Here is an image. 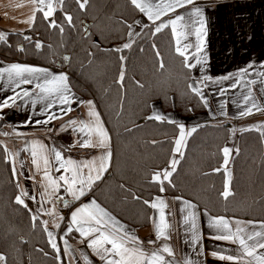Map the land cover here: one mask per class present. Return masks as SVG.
Wrapping results in <instances>:
<instances>
[{
  "label": "trees",
  "instance_id": "1",
  "mask_svg": "<svg viewBox=\"0 0 264 264\" xmlns=\"http://www.w3.org/2000/svg\"><path fill=\"white\" fill-rule=\"evenodd\" d=\"M79 2L63 0L54 14L56 28L39 12L29 38L16 33L0 41V56L65 71L79 95L98 103L113 137V162L92 197L135 228L151 222L152 208L143 201L164 193L188 199L213 216L264 223V132L259 130L239 134L227 198L222 195L227 182L223 149L230 124L192 126L196 131L186 139L171 183L165 181L160 191L153 176L171 170L180 133L178 124L148 117L157 108L191 117L206 107L189 88L191 73L170 30L156 33L149 25L131 48L116 51L127 43L139 10L130 0H88L84 9ZM12 169L0 143V254L6 264H60L42 222L32 219L28 206L16 203L20 190Z\"/></svg>",
  "mask_w": 264,
  "mask_h": 264
},
{
  "label": "crops",
  "instance_id": "2",
  "mask_svg": "<svg viewBox=\"0 0 264 264\" xmlns=\"http://www.w3.org/2000/svg\"><path fill=\"white\" fill-rule=\"evenodd\" d=\"M45 2L47 3L48 0H45ZM53 2L57 10L61 7L63 0L62 2L61 0H53ZM151 2L156 4L160 3V0H151ZM171 2H174V0H164V3ZM39 7L41 6L34 4L33 0H0V32H30L40 12L37 10ZM195 8L201 10V16L198 17L194 14ZM177 15L185 18L182 21L184 27L178 28L177 31L184 33L181 37V46H189L186 52V55L190 57L188 62L195 64L197 57L202 61L200 64H196L195 67L189 68L191 73L190 85L202 90L204 99L201 100L203 103L204 100L207 101L206 104L204 103L206 110L204 113L191 117H182L176 112L164 113L159 110L160 108H157L154 114L167 117L169 121H173L170 123L183 125L186 133L190 132L192 126L230 124L229 138L225 145V147L232 150L229 157L228 171L226 172V180L228 181L229 172L231 174L230 180L232 177L231 167L238 149L240 132L245 128L264 132V111L253 109V114L240 116L241 111L251 107V101L245 105V96L251 95L257 105L264 108V76L259 75V73L264 72V0H194V4L178 8L174 12L170 11L155 22L148 20L147 16L140 12V17L131 25L129 31L131 35L128 36L127 43L132 44L145 27L152 25L156 28L157 25L166 24L175 19ZM32 16H35L34 23H26L25 21ZM200 19L204 21L205 34H202L203 49L197 53L196 47L201 40L195 33L199 27L197 21ZM51 20L54 21V15ZM165 29L171 31L176 49V35L172 31L171 25L162 28L161 31ZM12 64L39 67L47 69L51 75L66 74L68 77V73L65 71L30 63L7 62L0 56V68H7ZM249 65H253V67L249 68L246 75H236L241 69ZM223 76H232L233 79L221 80L220 78ZM206 77L212 79L205 80ZM200 81L204 82L200 83ZM37 82H43V77L40 81L34 80L31 85H22L14 92L15 84H9L6 74L5 79L0 81V101L8 96L15 95L16 92L22 94L24 89L32 93L29 97L17 98L15 105L0 110V143L4 145L8 155L11 154L14 160V165L12 160L11 163L12 168L15 166L16 169L14 175L19 185L20 195L22 192L28 193L27 196L21 198L24 199L33 216L38 218L43 225L44 221L48 222L46 232H53L61 249L60 253L57 254L60 264L61 261H63V264H87L84 259L85 256L92 261V264H104L94 250L87 247V241L90 238L80 236L75 231V226H73L71 233L67 232V228L72 226L71 213L83 205L95 201L96 204L104 208L92 197L91 191L111 170L113 162L111 131L98 103L93 99L79 95L72 88L69 77L68 84L74 96L70 106L72 110L67 114H64L61 109L67 108L68 105L59 104L57 95L50 96L40 92L39 89L35 88ZM237 82L238 86L233 87V84ZM221 91H223V95ZM89 101L94 105V111L99 114L98 119L108 134L109 146L107 149L80 147L77 142L87 140L89 137L69 125L71 120L85 123L94 120L93 117L89 116L87 103ZM52 113L61 118L52 120L48 124L36 123V121L47 120ZM21 133L23 135H19ZM9 135L15 137L13 147L5 139ZM2 136L3 139H1ZM187 137L188 135H186L184 146ZM91 139L93 142L96 141L94 135ZM33 143H41L46 146L44 154L50 160L48 171L53 179H58L61 175L69 177L72 175L71 172L60 168L59 162L54 159L53 149L60 151L65 159H72L78 163L96 159L97 166H99L98 158L105 155L106 151L111 152V158L107 161V170L101 173V179L85 188V194L77 200L66 191L63 182H61V186L56 192H52V189L47 186L48 182L44 179L43 161L41 160L39 171L32 163L31 145ZM73 145L75 146L73 147ZM184 146L180 153L175 152L173 159H176L177 163ZM82 172L84 176H87L89 170L83 169ZM92 175L95 176V171L92 172ZM30 197H35V199H30ZM159 197L168 204L165 214L170 228L168 230L169 239H161L156 244H149L148 241L156 239L155 225L159 222L157 209L152 208L151 222L144 228H135L104 209L119 222V225L123 226L124 231L128 232L129 235H135L144 242L145 251L150 253L157 248L162 249L164 245L171 247L174 256L169 257L167 253H162L171 264H187L188 261H191L192 264H234V261L220 260L212 256V252H216L218 256L232 255L239 257L241 255L238 244L213 239L216 235L224 234L221 229L210 226L222 216H213L185 198L170 196L165 193L159 195ZM185 202L195 207L187 208ZM50 211L53 215L47 214ZM189 212L195 213V228L192 227L191 222L188 224L184 222L185 216ZM222 218L227 219L232 224L233 231H235L236 221L242 222L240 226L245 229V233L264 231V228L260 227L261 222ZM57 224H59L58 228L56 227ZM65 240H67V245L64 244ZM82 241L84 242L82 243ZM65 248L68 251H65ZM247 259L249 258H245V261ZM242 264H245V262H242Z\"/></svg>",
  "mask_w": 264,
  "mask_h": 264
},
{
  "label": "snow or ice",
  "instance_id": "3",
  "mask_svg": "<svg viewBox=\"0 0 264 264\" xmlns=\"http://www.w3.org/2000/svg\"><path fill=\"white\" fill-rule=\"evenodd\" d=\"M62 2V0H61ZM34 4H39L37 10L43 13V17L49 21L51 27L56 28L59 27L55 21L51 20L53 17L56 8L54 6L53 0H48L46 3L45 0H33ZM88 0H82L79 2V7L84 9ZM131 4L135 6L141 13L145 14L148 20L155 22L159 20L162 15H166L168 12H174L178 8H183L186 5L194 4V0H174L171 3H164V0H160V3H152L151 0H131ZM47 9V10H45ZM194 14L196 16H201V10L199 8H195ZM184 16L177 15L175 19L170 20L166 24L157 25L155 28V32L159 33L162 28H167L171 25L173 33L176 35V52L185 58V67L193 68L196 64H200L202 61L199 57L196 58V63L188 62L190 57L186 55L188 45L181 46V37L184 33L177 31L178 28L184 27L182 21H184ZM35 16L30 17L26 23H34ZM66 20L68 23H71L72 17L70 15L66 16ZM199 27L196 29V36L200 38L201 42L197 45L196 51L199 53L203 49V39L202 34H205V27L203 19L197 21ZM131 27V25H129ZM63 31V28H60ZM131 35V33H129ZM7 35L5 33L0 32V41H6ZM38 48L41 45L38 43L36 45ZM131 43H126L123 45L122 49H116V51H122L123 49L131 48ZM159 53H157L158 55ZM67 60L68 57H65ZM121 60L124 59L123 56L120 57ZM160 67H163V62H161ZM253 67V65H249L248 67L241 69L240 72L236 75L244 76L248 73L249 68ZM5 74L7 76V81L9 84L14 83L15 89L21 88L22 85H31L33 81H40L43 77V82H37L35 84V88L39 89L40 92L48 94V95H57L58 102L61 105H68L67 108H62L61 111L64 114L70 112L71 104L73 102L74 94L71 91V88L68 84V77L66 74L59 75H51L47 69L21 65V64H12L7 68H0V81L5 79ZM39 74V75H37ZM259 75L264 76V72L259 73ZM51 77L50 79L48 77ZM124 79L123 73H121L119 77V81L122 82ZM205 80H211V77L204 78ZM221 80H229L233 79L232 76H223L220 78ZM204 81H200L203 83ZM238 82L233 84V87H237ZM189 88L192 93L197 96L203 98V92L200 88L195 87L193 85H189ZM223 95V91H221ZM32 93L27 89L20 92H16L13 96H8L3 101H0V110L3 108L10 107L15 105L17 98L29 97ZM251 101V107H247L244 111H241L240 116H247L253 114V109L256 111H264V108H260L255 100L252 99L251 95L245 96L244 103L247 105ZM89 107V116L93 117L94 120L92 122L85 123L83 121H69V125L74 127L75 130L85 133L89 139L84 141H78L80 147L83 148H104L107 149L109 146V137L106 130L102 127L101 122L98 117L99 114L94 111V105L91 101L87 102ZM206 104L207 101L204 100ZM61 117L52 113L48 116L47 120L44 121H36L37 124L43 123L48 124L52 120L60 119ZM149 119H153L161 122H173L169 121L167 117L154 114L153 116L148 117ZM64 127V126H62ZM179 127V138L175 141V152L180 153L182 147L184 146V141L186 135H190L191 132H195L196 128H192L190 132L186 133L183 125H178ZM7 135V133H5ZM19 135H23L22 133ZM96 137V141L93 142L91 137ZM75 145H73L74 147ZM46 146L41 143H33L31 145V155L33 157L32 163L35 165L36 169L39 171L41 169V160L44 165V179L48 182L47 186L52 189V192H56L60 186L61 182L66 186V191L71 194L74 199H79L81 196L85 194V188L90 187L95 181L101 179V173L107 170V161L111 158V152L106 151L105 155L99 157V166H97V160L93 159L89 162H76L72 159H65L60 151L54 152V159L59 162L60 168L65 171L71 172L72 175L66 176L61 175L58 179H53L48 171V165L50 164V160L47 155L44 154ZM231 149L225 147L223 149L224 156V170L228 171V163L229 157L231 154ZM9 159L12 160L14 165V160L12 159L11 154H9ZM177 164L176 159H172L169 164V169H164L161 172H157L153 176V180L160 186V191L163 192L165 189L163 187L165 181L169 184L171 183L170 177L172 176L173 171H175ZM88 169L89 173L87 176L83 175L82 170ZM59 170V169H58ZM13 173L16 172L15 166L12 169ZM95 171V176L92 175V172ZM219 171V169H217ZM230 172L228 173V181L226 182L225 191L222 195L227 198L231 193L228 188L230 184ZM79 185V187H78ZM27 192H22L21 195L16 197V203L23 205L27 208V204H25L22 196H27ZM30 199H35V197H30ZM137 199H139L137 197ZM179 199V198H177ZM144 204L149 205L153 209H157L159 212V222L155 225V240H149V244H156L157 241L164 239H169L168 230L170 225L166 219L165 209H167V202L161 197L157 196L155 200L149 203L148 200L143 201ZM187 208H194V205L185 202ZM48 215H53L50 211L47 213ZM33 220L36 219L35 216L32 217ZM62 219V218H61ZM195 213L189 212L187 216H185L184 222L188 224L191 222L192 227L195 228ZM44 227L47 231V221H44ZM253 223V222H248ZM71 224L67 228V232L71 233L73 231V226H75V231L79 233L80 236L85 238H90L87 241V247L93 249L95 254L99 257L104 264H171V262L165 259V256L162 253H167L169 257L174 256V252L171 247L164 245L162 249L157 248L156 250L151 251L150 253L144 250V242L141 241L135 235H129L128 232L123 230V226L119 225V222L115 220L111 214L106 211L104 208L100 207V205L96 204L95 201H92L91 204H85L82 207L76 209L71 213ZM241 221L235 222V231H233L232 224L224 218H219L215 220L210 226H215L218 229H221L224 234L216 235L213 239L216 240H224L231 241L234 244H238L240 247L241 255L239 257L232 255H219L216 252H212V256L217 257L220 260H228L234 261V264H264V231H255L251 233H245V229L241 227ZM119 225V226H118ZM59 227V224L56 225ZM261 228H264V223L260 224ZM49 243L51 248L59 254L61 249L58 246L56 239L53 235V232H47ZM84 241H82L83 243ZM251 242V243H250ZM64 244L67 245V240L64 241ZM65 251H68L65 248ZM45 255H47L45 253ZM59 258V257H57ZM245 258H249L245 261ZM85 261L87 264H92V261L89 260L87 256H85ZM6 256L0 254V264H6ZM63 264V261H61ZM187 264H192L191 261H188Z\"/></svg>",
  "mask_w": 264,
  "mask_h": 264
},
{
  "label": "rangeland",
  "instance_id": "4",
  "mask_svg": "<svg viewBox=\"0 0 264 264\" xmlns=\"http://www.w3.org/2000/svg\"><path fill=\"white\" fill-rule=\"evenodd\" d=\"M21 33V32H20ZM6 35H7V37H8V35H10V34H16L15 32H13V33H5ZM23 35H24V37H27V38H29L30 37V34H29V32H26V33H22ZM247 129H249V128H245V130H247ZM1 139H3V136L1 137ZM6 140H7V142L9 143V145L11 146V147H13L12 145H14V140H15V137L13 136V135H9V136H7L6 138H5ZM3 145V144H2ZM4 146V145H3Z\"/></svg>",
  "mask_w": 264,
  "mask_h": 264
},
{
  "label": "built area",
  "instance_id": "5",
  "mask_svg": "<svg viewBox=\"0 0 264 264\" xmlns=\"http://www.w3.org/2000/svg\"><path fill=\"white\" fill-rule=\"evenodd\" d=\"M83 27H85V25H83Z\"/></svg>",
  "mask_w": 264,
  "mask_h": 264
}]
</instances>
